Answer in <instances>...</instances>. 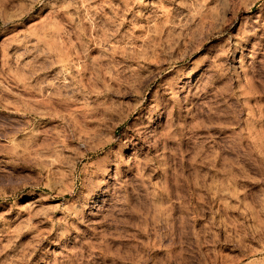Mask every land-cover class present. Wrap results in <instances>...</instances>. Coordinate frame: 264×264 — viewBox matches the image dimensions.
<instances>
[{"label":"rangeland","instance_id":"obj_1","mask_svg":"<svg viewBox=\"0 0 264 264\" xmlns=\"http://www.w3.org/2000/svg\"><path fill=\"white\" fill-rule=\"evenodd\" d=\"M0 264H264V0H0Z\"/></svg>","mask_w":264,"mask_h":264}]
</instances>
